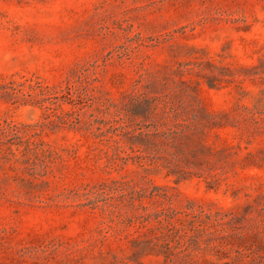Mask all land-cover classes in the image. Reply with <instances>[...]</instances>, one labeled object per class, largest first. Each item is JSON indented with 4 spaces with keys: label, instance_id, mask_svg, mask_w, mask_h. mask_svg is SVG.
<instances>
[{
    "label": "rangeland",
    "instance_id": "rangeland-1",
    "mask_svg": "<svg viewBox=\"0 0 264 264\" xmlns=\"http://www.w3.org/2000/svg\"><path fill=\"white\" fill-rule=\"evenodd\" d=\"M0 264H264V0H0Z\"/></svg>",
    "mask_w": 264,
    "mask_h": 264
},
{
    "label": "trees",
    "instance_id": "trees-1",
    "mask_svg": "<svg viewBox=\"0 0 264 264\" xmlns=\"http://www.w3.org/2000/svg\"><path fill=\"white\" fill-rule=\"evenodd\" d=\"M17 86H19V85H17ZM14 87H15V85H14L13 83H11V84H10V87H8V88L11 90V92H6V93H5V95H6L9 99H12V98L15 97L14 93H12V92L14 91ZM65 90H66V92H70V90H71V86H70V84L67 85V87H66ZM53 99H54V100H57V99H59V97H58V96H54Z\"/></svg>",
    "mask_w": 264,
    "mask_h": 264
}]
</instances>
